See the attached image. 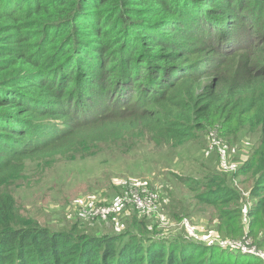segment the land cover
I'll list each match as a JSON object with an SVG mask.
<instances>
[{
    "label": "trees",
    "instance_id": "16d2710c",
    "mask_svg": "<svg viewBox=\"0 0 264 264\" xmlns=\"http://www.w3.org/2000/svg\"><path fill=\"white\" fill-rule=\"evenodd\" d=\"M200 130L230 147L255 135L240 173L256 200L248 234L264 246V0H0V264H264L204 262L182 231L158 238L142 221L96 235L18 213L14 191L31 161L125 158ZM218 192L194 197L236 198ZM228 227L243 235V223Z\"/></svg>",
    "mask_w": 264,
    "mask_h": 264
},
{
    "label": "rangeland",
    "instance_id": "374dc122",
    "mask_svg": "<svg viewBox=\"0 0 264 264\" xmlns=\"http://www.w3.org/2000/svg\"><path fill=\"white\" fill-rule=\"evenodd\" d=\"M205 80L204 77L202 82ZM86 92L92 97L89 93L99 94L100 89H87ZM196 133L204 134V131ZM254 137L244 132L242 142H237L234 148L221 136L209 132L177 148L142 142L125 158L103 151L97 157L85 159L31 161L25 169L26 180L14 191L18 213L50 229L96 235L134 232L138 230V221H142L158 238L182 231L201 249L203 256L200 258L204 262H232L236 258L264 261V246H257L256 239L248 234V213L256 206L250 193L253 183L248 175L240 173L245 150ZM223 150L224 158L235 162V168L225 167ZM139 159V165L130 167ZM226 165L232 163L226 162ZM171 172L181 174L182 180L187 175L190 176L188 180L205 183V189L197 187L194 191ZM135 186L153 189L159 194L152 211L131 205L106 218L92 216L97 207L130 194ZM221 189L232 191L236 198L203 205L194 197L202 192L205 196H218ZM176 216H180L179 219ZM227 216L231 219L227 220ZM241 223L244 224L243 235H225L229 224L240 226Z\"/></svg>",
    "mask_w": 264,
    "mask_h": 264
},
{
    "label": "built area",
    "instance_id": "2783aa9c",
    "mask_svg": "<svg viewBox=\"0 0 264 264\" xmlns=\"http://www.w3.org/2000/svg\"><path fill=\"white\" fill-rule=\"evenodd\" d=\"M213 136H215L214 132H211ZM212 137V136H211ZM222 155H223V163L225 165V167L227 168H235L236 167V163L235 162H228L226 160L225 155H224V150L222 151ZM227 163H232V165L227 166ZM135 189H131L130 194L128 193V195L123 196L121 198H116L114 199L112 202H110L107 205L104 206H99L97 207V211L96 213H93L92 216L96 217V218H100L101 217H109L110 214L114 213V212H119L124 210L127 206H133L136 209H140L143 211H152L155 207V204H157V201L159 199V194L151 189L145 188V187H141V186H135L133 187ZM158 210V208L156 209V211ZM97 214V215H96ZM99 215L101 217H99Z\"/></svg>",
    "mask_w": 264,
    "mask_h": 264
}]
</instances>
